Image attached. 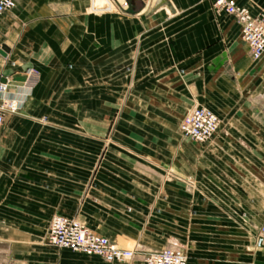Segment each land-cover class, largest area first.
<instances>
[{"label": "crops", "instance_id": "1", "mask_svg": "<svg viewBox=\"0 0 264 264\" xmlns=\"http://www.w3.org/2000/svg\"><path fill=\"white\" fill-rule=\"evenodd\" d=\"M154 1L0 12V81L18 104L0 125V264H143L174 240L186 264H264V51L253 59L211 0ZM234 2L264 12V0ZM194 105L218 118L204 142L178 129ZM53 214L133 257L48 243Z\"/></svg>", "mask_w": 264, "mask_h": 264}, {"label": "built area", "instance_id": "2", "mask_svg": "<svg viewBox=\"0 0 264 264\" xmlns=\"http://www.w3.org/2000/svg\"><path fill=\"white\" fill-rule=\"evenodd\" d=\"M15 0H0V12L14 6ZM215 9L231 14L239 23L240 38L247 44L253 59L264 51V12L251 13L245 6L237 5L234 0H211ZM26 78L22 83L29 90L37 79L34 68H26ZM6 81H0V125L4 111L16 110L18 104L6 94ZM218 124L216 114L206 106H191L181 117L178 129L181 134L195 142L209 140ZM254 237L264 240V220L257 228ZM45 240L58 247L75 251L97 254L105 261H124L133 257L134 247H120L106 236L97 234L82 222L73 218L53 214L45 231ZM143 264H186V254L182 244L168 242L161 248L144 250L140 254Z\"/></svg>", "mask_w": 264, "mask_h": 264}, {"label": "water", "instance_id": "3", "mask_svg": "<svg viewBox=\"0 0 264 264\" xmlns=\"http://www.w3.org/2000/svg\"><path fill=\"white\" fill-rule=\"evenodd\" d=\"M129 2L133 3V0H129ZM160 2H164V0H155L153 5L157 6V4ZM6 49H7L6 46L1 45L0 52L3 54L6 51ZM256 243L258 245L264 246V240L262 241L260 237L256 239Z\"/></svg>", "mask_w": 264, "mask_h": 264}, {"label": "rangeland", "instance_id": "4", "mask_svg": "<svg viewBox=\"0 0 264 264\" xmlns=\"http://www.w3.org/2000/svg\"><path fill=\"white\" fill-rule=\"evenodd\" d=\"M120 1H124L123 3L125 4V2H127L128 3V0H120ZM127 5V4H126ZM91 7H92V5H91ZM1 100V99H0ZM18 107V106H17ZM189 109V108H188ZM70 218H72V217H70ZM74 219V218H73ZM76 220V219H75ZM78 221V220H77ZM80 222V221H79ZM170 242H172V241H170ZM173 242H177L176 240H174ZM127 248H130V246L128 245L127 246Z\"/></svg>", "mask_w": 264, "mask_h": 264}]
</instances>
